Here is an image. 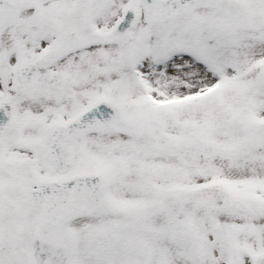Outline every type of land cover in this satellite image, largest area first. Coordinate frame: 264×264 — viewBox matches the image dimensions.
<instances>
[{"label": "snow or ice", "instance_id": "1", "mask_svg": "<svg viewBox=\"0 0 264 264\" xmlns=\"http://www.w3.org/2000/svg\"><path fill=\"white\" fill-rule=\"evenodd\" d=\"M0 264H264V0H0Z\"/></svg>", "mask_w": 264, "mask_h": 264}]
</instances>
